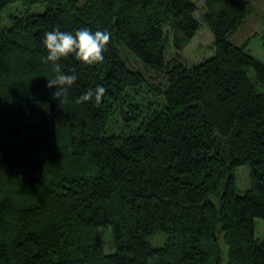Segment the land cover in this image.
Returning <instances> with one entry per match:
<instances>
[{
	"label": "trees",
	"instance_id": "16d2710c",
	"mask_svg": "<svg viewBox=\"0 0 264 264\" xmlns=\"http://www.w3.org/2000/svg\"><path fill=\"white\" fill-rule=\"evenodd\" d=\"M16 1L46 10L0 30V264H264V90L247 74L264 88V62L228 38L253 0H205L215 55L193 66L167 55L197 34L193 0H0V22ZM56 28L111 33L102 63L59 61L77 76L66 103L45 86L42 38ZM116 42L164 80L129 67ZM97 85L101 102H76ZM116 111L132 122L112 129ZM242 165L254 186L240 194Z\"/></svg>",
	"mask_w": 264,
	"mask_h": 264
},
{
	"label": "rangeland",
	"instance_id": "374dc122",
	"mask_svg": "<svg viewBox=\"0 0 264 264\" xmlns=\"http://www.w3.org/2000/svg\"><path fill=\"white\" fill-rule=\"evenodd\" d=\"M197 5L196 17L201 21V25L197 31L196 36L192 39L191 44L182 51H175L170 48L168 51V58L171 59L176 54L186 64L193 66L203 62L205 59H209L215 55L214 34L210 30L206 21H203L202 14L204 10L205 0H193ZM253 12L246 17V21L237 29L236 33L228 36L229 40L235 45L245 46L247 52L252 53L258 60L264 62V0H253L252 2ZM46 6L42 3H36L32 5H23L21 2L16 1L10 4L2 14V21L0 22V30L8 27L17 20V16H21L25 11L31 13L45 12ZM116 46L119 48L121 57L124 59L129 67L140 70L145 78L151 83H161L164 80L163 75L157 73L153 68L146 67L143 59L133 53L128 46L124 43L116 42ZM250 79L256 85L257 91L261 92L264 88L261 85L256 84L255 74L252 69L247 71ZM126 108V105L123 106ZM124 120L122 114L114 112L111 119V128L119 130L121 124H129ZM135 126V125H134ZM129 129V128H128ZM237 179L236 185L238 187V193L243 194L249 189H252L253 179L247 165H242L236 169ZM99 234L103 240L105 251L107 254H112L116 251V245L113 242V235L110 230L101 227ZM255 239H264V219L260 217L255 218ZM150 244L154 247H161L165 245V236L163 233H158L155 236L149 238Z\"/></svg>",
	"mask_w": 264,
	"mask_h": 264
},
{
	"label": "clouds",
	"instance_id": "9594fccd",
	"mask_svg": "<svg viewBox=\"0 0 264 264\" xmlns=\"http://www.w3.org/2000/svg\"><path fill=\"white\" fill-rule=\"evenodd\" d=\"M111 33L107 31H95L94 33L88 28H80L74 32L61 31L59 28L52 31L44 32L42 44L47 50V55L42 58V62L52 65L55 73L54 78L47 79L46 87L52 88L55 86L56 91L53 93L54 98H58L62 103L67 102L66 95L68 88L73 85L77 76L74 74L63 73L59 61L61 58H66L73 54L75 59L83 62L86 65H95L102 63L104 60V51L110 42ZM106 89L103 86L97 85L95 89H88L81 94L77 103H85L93 97L97 103L101 102ZM159 257L154 256L150 261H158Z\"/></svg>",
	"mask_w": 264,
	"mask_h": 264
}]
</instances>
